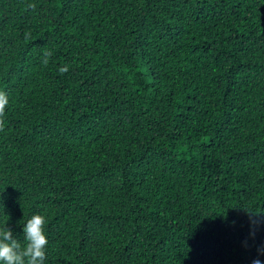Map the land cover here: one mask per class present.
<instances>
[{
    "label": "trees",
    "instance_id": "obj_1",
    "mask_svg": "<svg viewBox=\"0 0 264 264\" xmlns=\"http://www.w3.org/2000/svg\"><path fill=\"white\" fill-rule=\"evenodd\" d=\"M0 90L44 264H264V0H0Z\"/></svg>",
    "mask_w": 264,
    "mask_h": 264
},
{
    "label": "clouds",
    "instance_id": "obj_2",
    "mask_svg": "<svg viewBox=\"0 0 264 264\" xmlns=\"http://www.w3.org/2000/svg\"><path fill=\"white\" fill-rule=\"evenodd\" d=\"M28 8L35 9L34 4H29ZM30 33H25V38H29ZM51 53L45 52V59L42 61L47 66ZM69 70L65 65L59 69L61 74ZM9 105V97L5 91L0 90V132L5 130L6 108ZM250 216L255 214L248 213ZM46 220L43 215L34 214L23 227V234L26 243L24 246L15 238L13 230L7 226L0 227V264H44L46 259V247L48 238L44 231ZM258 252L264 255V248ZM252 264H261L259 258L252 261Z\"/></svg>",
    "mask_w": 264,
    "mask_h": 264
}]
</instances>
